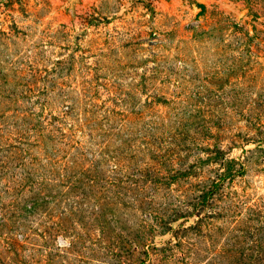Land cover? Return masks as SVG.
Returning <instances> with one entry per match:
<instances>
[{"label": "rangeland", "instance_id": "374dc122", "mask_svg": "<svg viewBox=\"0 0 264 264\" xmlns=\"http://www.w3.org/2000/svg\"><path fill=\"white\" fill-rule=\"evenodd\" d=\"M0 264H264V0H0Z\"/></svg>", "mask_w": 264, "mask_h": 264}]
</instances>
